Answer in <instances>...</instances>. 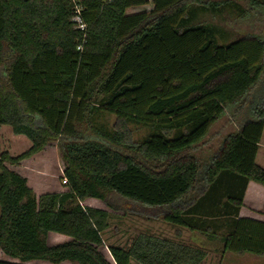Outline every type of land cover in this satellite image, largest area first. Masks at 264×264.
<instances>
[{
	"label": "trees",
	"instance_id": "1",
	"mask_svg": "<svg viewBox=\"0 0 264 264\" xmlns=\"http://www.w3.org/2000/svg\"><path fill=\"white\" fill-rule=\"evenodd\" d=\"M242 1L253 10L264 6V0H0V127L31 142L19 155L0 154V250L19 260L0 264L204 260L198 247L147 233L108 245V258L103 233L110 214L83 202L94 198L119 209L118 199H126L193 228L189 215L203 195L209 199L207 189L228 181L237 211L250 181L264 186L256 160L264 132V36L230 39L206 20L246 15ZM243 101L250 114L204 162L196 145ZM138 126L147 134L133 141ZM53 144L67 189L37 196L13 167ZM51 232L70 239L50 245ZM223 242L225 253L264 256V220L237 217Z\"/></svg>",
	"mask_w": 264,
	"mask_h": 264
},
{
	"label": "rangeland",
	"instance_id": "2",
	"mask_svg": "<svg viewBox=\"0 0 264 264\" xmlns=\"http://www.w3.org/2000/svg\"><path fill=\"white\" fill-rule=\"evenodd\" d=\"M241 6L246 9V15L244 16L235 11L217 18L210 16L206 20L213 22L220 29L226 31L230 39L250 35L264 36V6L261 7V10H253L250 8L251 6L243 1ZM246 101H243L241 105L234 106L231 110L227 109L225 114L219 117L210 127L207 135L196 145L195 154L202 158L204 162L210 152L217 150L221 140L237 129L238 121H243L246 114H250V105H248L250 102L246 104ZM113 121L114 117L111 119V123ZM132 130L133 141H137L147 134V129L143 127H133ZM261 144L264 145V132ZM30 146L31 142L25 136L14 134L9 126L0 127V154L3 151H9L12 155H19ZM257 163L264 166V146L258 152ZM13 168L30 180H28L29 185L37 196L47 192H60L67 189V184L63 183L64 163L57 144L48 146L41 153ZM257 185L247 187L244 194V204L237 211L229 201L230 195L237 192L229 191L228 181L221 183L219 186L217 185L216 192L214 190L209 193L210 189H207L205 195H208L209 199H205L203 195L201 204L200 202L196 204L193 202L195 204L194 208H197L195 213L189 215L192 218L190 225L193 228L175 226L164 219L163 212H145L140 204L131 203L126 199H118L116 205L119 209H113L104 201L94 198L87 199L83 202V205L105 209L110 214L109 227L103 233L105 241L103 251L108 258H110L108 245L124 246L137 235L147 233L202 249L206 255L200 264H264V256L249 253H225L223 251V237L232 230L233 221L237 217H252L264 220V186L258 183ZM235 193L234 195H236ZM213 197L216 200H211ZM69 239L68 236L51 232L48 243L56 245ZM0 260L19 262L18 259L7 256L1 250ZM28 264L53 263L40 260ZM60 264L72 263L62 262Z\"/></svg>",
	"mask_w": 264,
	"mask_h": 264
},
{
	"label": "built area",
	"instance_id": "3",
	"mask_svg": "<svg viewBox=\"0 0 264 264\" xmlns=\"http://www.w3.org/2000/svg\"><path fill=\"white\" fill-rule=\"evenodd\" d=\"M74 21L76 22V26L81 29L84 30L85 29V24L83 23L82 19L79 16H75L74 17ZM66 180H63V183L66 184Z\"/></svg>",
	"mask_w": 264,
	"mask_h": 264
},
{
	"label": "crops",
	"instance_id": "4",
	"mask_svg": "<svg viewBox=\"0 0 264 264\" xmlns=\"http://www.w3.org/2000/svg\"><path fill=\"white\" fill-rule=\"evenodd\" d=\"M262 137H263V135H262ZM262 140V139H261ZM262 146H264L263 144H261V142H260V144H259V150H260V148L262 147ZM257 160V159H256ZM261 166V165H260ZM262 167H264V166H262ZM29 180V179H28ZM30 181V180H29ZM29 184H30V182H29ZM257 185V183H255L254 181H250L249 182V185H248V188L249 187H251L252 185ZM257 186H259V185H257Z\"/></svg>",
	"mask_w": 264,
	"mask_h": 264
}]
</instances>
